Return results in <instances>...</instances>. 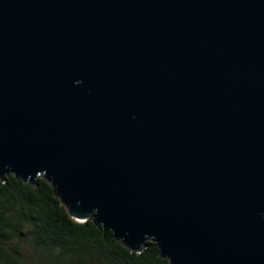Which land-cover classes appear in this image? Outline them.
I'll return each mask as SVG.
<instances>
[{
	"label": "water",
	"instance_id": "95a60500",
	"mask_svg": "<svg viewBox=\"0 0 264 264\" xmlns=\"http://www.w3.org/2000/svg\"><path fill=\"white\" fill-rule=\"evenodd\" d=\"M8 172L167 264H264V0H0Z\"/></svg>",
	"mask_w": 264,
	"mask_h": 264
},
{
	"label": "trees",
	"instance_id": "16d2710c",
	"mask_svg": "<svg viewBox=\"0 0 264 264\" xmlns=\"http://www.w3.org/2000/svg\"><path fill=\"white\" fill-rule=\"evenodd\" d=\"M72 218L42 177L0 180V264H167L147 240L126 248L91 221Z\"/></svg>",
	"mask_w": 264,
	"mask_h": 264
}]
</instances>
